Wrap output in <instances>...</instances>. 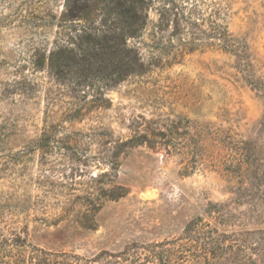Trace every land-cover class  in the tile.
<instances>
[{
	"label": "rangeland",
	"instance_id": "374dc122",
	"mask_svg": "<svg viewBox=\"0 0 264 264\" xmlns=\"http://www.w3.org/2000/svg\"><path fill=\"white\" fill-rule=\"evenodd\" d=\"M83 1L0 0V211L14 222L5 238L26 245L18 264H104L103 253L175 243L197 218L218 234L243 235L245 258H257L264 252V0H150L144 63L167 57L177 31L173 15L160 14L173 5L184 11L189 53L142 76L95 78L87 87L74 76L55 80L44 62L80 28L67 9ZM115 1L86 0L98 38L117 22L106 9ZM219 10L239 52L215 43ZM159 130L170 139L133 145ZM210 205H223L230 219L219 225L206 213Z\"/></svg>",
	"mask_w": 264,
	"mask_h": 264
},
{
	"label": "trees",
	"instance_id": "16d2710c",
	"mask_svg": "<svg viewBox=\"0 0 264 264\" xmlns=\"http://www.w3.org/2000/svg\"><path fill=\"white\" fill-rule=\"evenodd\" d=\"M166 1L173 3V0ZM107 7L106 9L110 15L116 17L117 22L108 26V30L100 38L92 33L89 26L92 9L86 0L80 5L73 3L67 9V14H69L67 20L82 22V24L79 29L73 26L74 35L68 37L65 44L50 50L44 58L47 72L55 80L74 76L78 86L86 87L95 78L108 80L115 76L114 81L122 82L130 77L142 76L149 66L163 65L164 59L168 65L175 64L189 53L185 52L188 40L182 37L186 24L181 7H179L180 12L176 5H173L171 9H162L160 16L163 20L167 21V16L173 15L177 35L168 39L165 46L169 51L167 57L156 56L151 58L149 63H144V56H142L139 45L145 43L142 34L148 30L150 0H116L115 5ZM218 15L219 22L211 25L215 43L220 50L239 52L243 45L235 41V38L228 32L223 18H220L224 17L223 11L219 10ZM156 26L158 30H162L160 23ZM168 132L170 131H152L150 136L145 132L135 138L133 145H147L153 148L157 143L156 140L170 139ZM206 213L208 216L215 214V220L219 225H223L230 219V216L225 214L223 205H210ZM11 218V216H6L5 212L0 211V263L2 264L21 262L20 252L26 247L19 238L11 240L5 238L8 233L6 228L14 223ZM183 233L182 238L175 243L132 245L122 252L103 253L100 257L105 258L103 259L104 264H222L225 256H232L236 261L232 262L234 264H264V252L261 250L254 253L257 258H245L248 249L243 244L245 240L243 235L218 234L217 229L204 224L201 218L189 222Z\"/></svg>",
	"mask_w": 264,
	"mask_h": 264
}]
</instances>
